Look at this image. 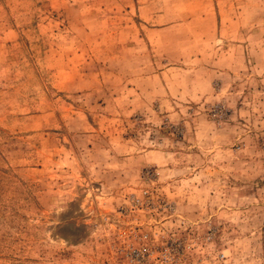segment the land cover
I'll use <instances>...</instances> for the list:
<instances>
[{
  "label": "rangeland",
  "instance_id": "374dc122",
  "mask_svg": "<svg viewBox=\"0 0 264 264\" xmlns=\"http://www.w3.org/2000/svg\"><path fill=\"white\" fill-rule=\"evenodd\" d=\"M158 232L264 264V0H0V264Z\"/></svg>",
  "mask_w": 264,
  "mask_h": 264
},
{
  "label": "built area",
  "instance_id": "2783aa9c",
  "mask_svg": "<svg viewBox=\"0 0 264 264\" xmlns=\"http://www.w3.org/2000/svg\"><path fill=\"white\" fill-rule=\"evenodd\" d=\"M140 245L124 251L126 264H223L225 255L213 245L214 235L207 234L198 245L195 238H179L158 232L141 233Z\"/></svg>",
  "mask_w": 264,
  "mask_h": 264
}]
</instances>
